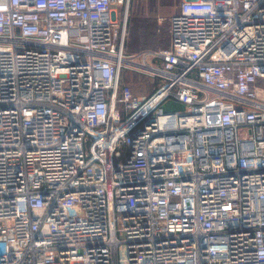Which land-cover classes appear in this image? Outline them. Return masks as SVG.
I'll return each instance as SVG.
<instances>
[{"label":"built area","instance_id":"obj_1","mask_svg":"<svg viewBox=\"0 0 264 264\" xmlns=\"http://www.w3.org/2000/svg\"><path fill=\"white\" fill-rule=\"evenodd\" d=\"M131 2L0 0V264H264V0Z\"/></svg>","mask_w":264,"mask_h":264},{"label":"trees","instance_id":"obj_2","mask_svg":"<svg viewBox=\"0 0 264 264\" xmlns=\"http://www.w3.org/2000/svg\"><path fill=\"white\" fill-rule=\"evenodd\" d=\"M148 1L149 0H142L141 2H138V0H132L131 2L128 19L129 36H127V41L125 44V50L128 54L142 51L144 48L160 50L161 46H159V43L161 42L162 38L156 35V30L158 28L157 20L159 15L155 18V0H150L152 1L151 6L149 5ZM180 4L181 0H176V8L173 7V9L167 13L168 15L165 16L164 21L166 20V22H168L165 25L166 28L169 26L170 29L169 18L180 11ZM149 12L151 13L147 16V13ZM140 20L141 22H139ZM134 26H137L138 28L135 33L133 31ZM165 48L168 49V47ZM123 77L124 74L121 78V82L124 84ZM152 91L153 89H151V92Z\"/></svg>","mask_w":264,"mask_h":264},{"label":"rangeland","instance_id":"obj_3","mask_svg":"<svg viewBox=\"0 0 264 264\" xmlns=\"http://www.w3.org/2000/svg\"><path fill=\"white\" fill-rule=\"evenodd\" d=\"M141 2L142 0H138V2ZM176 0H155V18L156 16H167L168 12L171 11L174 8H176ZM137 13V12H136ZM151 12L147 13V16L150 15ZM159 16H158V22H159ZM139 19V18H138ZM141 22V20L139 21ZM143 22V21H142ZM168 22L163 21L162 23H159V26L156 30V35L160 36L161 42L159 43L160 48H165L170 46V29L169 26L166 28V24ZM137 26L133 27V31H137ZM129 36V31L127 32ZM164 39V40H163ZM143 50H152L149 48H144ZM142 50V51H143ZM125 72V73H124ZM123 82L125 85L130 86L132 91L137 95H143L148 94L151 92V89H153V84L151 82V78L145 73H139L133 70L125 69L122 71ZM185 105L181 102H178L176 100H168L162 104V108L166 112H176V111H183L185 110Z\"/></svg>","mask_w":264,"mask_h":264},{"label":"crops","instance_id":"obj_4","mask_svg":"<svg viewBox=\"0 0 264 264\" xmlns=\"http://www.w3.org/2000/svg\"><path fill=\"white\" fill-rule=\"evenodd\" d=\"M149 2V5L151 6L152 5V1H148ZM159 17H164V16H159ZM165 18V17H164ZM159 23L158 20H157V26H159ZM170 48V46L168 47V49ZM160 50H167V48H160ZM144 51V50H143ZM141 52V51H139ZM139 52H136V53H139ZM130 54H134V53H130Z\"/></svg>","mask_w":264,"mask_h":264}]
</instances>
